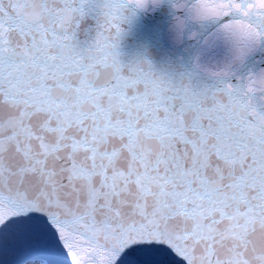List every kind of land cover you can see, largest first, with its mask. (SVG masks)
<instances>
[{
	"label": "snow or ice",
	"instance_id": "1",
	"mask_svg": "<svg viewBox=\"0 0 264 264\" xmlns=\"http://www.w3.org/2000/svg\"><path fill=\"white\" fill-rule=\"evenodd\" d=\"M0 264H264V0H0Z\"/></svg>",
	"mask_w": 264,
	"mask_h": 264
}]
</instances>
